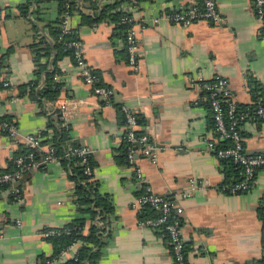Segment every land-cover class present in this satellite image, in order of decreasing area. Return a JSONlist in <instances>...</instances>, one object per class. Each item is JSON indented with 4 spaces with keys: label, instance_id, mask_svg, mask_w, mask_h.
<instances>
[{
    "label": "crops",
    "instance_id": "0c3cea01",
    "mask_svg": "<svg viewBox=\"0 0 264 264\" xmlns=\"http://www.w3.org/2000/svg\"><path fill=\"white\" fill-rule=\"evenodd\" d=\"M201 2L69 0L70 26L84 43L87 63L100 82L115 91L106 103L84 82L72 54L57 60L51 28L61 29L66 4L61 8L59 0H0V119L11 120L18 129L11 136L0 125V169L11 168L13 158L25 150L28 135L48 131V143L53 144L55 133L48 130L52 119L57 128L69 127L67 150H93L94 167L92 179L75 156L33 169L20 185L21 202L11 186L0 185V264H40L56 249L42 231L78 220L84 223V235L93 226L101 233L95 264H174L168 239L160 229L143 225L144 208L134 206L143 189L124 156L121 104L134 109L138 131L161 148L156 164L145 155L138 156V163L154 190L184 209L187 264H258L264 258V167L249 191L221 190L226 165L206 149L208 142L219 139L209 96L198 84L222 75L239 106L256 109L263 104L264 22L257 16L256 0H217L222 18L218 23L202 20L184 27L151 20L163 12L198 8ZM116 3L112 12L127 13L135 21L137 69L129 64L125 33L116 22L103 19L94 24L86 19L98 18L105 6ZM46 44L53 48L50 55L42 49ZM39 65L46 68L38 77ZM48 72H54L60 85L59 96L39 103L21 88L38 80L36 92L42 90ZM70 100L79 105L70 106L62 119L60 106ZM241 131L246 151L264 154V119L249 115ZM191 178L207 179L211 186L184 198ZM88 184L96 196L83 202L77 190ZM99 197L111 211L98 203ZM81 246L77 241L63 250L55 264L74 259Z\"/></svg>",
    "mask_w": 264,
    "mask_h": 264
},
{
    "label": "built area",
    "instance_id": "2783aa9c",
    "mask_svg": "<svg viewBox=\"0 0 264 264\" xmlns=\"http://www.w3.org/2000/svg\"><path fill=\"white\" fill-rule=\"evenodd\" d=\"M255 7L258 18L264 22V0H256ZM71 12V4L68 2L62 16L61 37L74 34L70 26ZM221 19L217 7V0H202L201 6L198 8L193 7L167 11L158 16L151 17L153 23L165 21L184 27L191 26L202 20L218 23ZM121 22L128 25L125 34V43L129 64L137 69L140 46L137 40L135 21L132 16L124 15ZM261 37L264 39V33ZM66 46L71 50L76 65L81 69L84 82L92 87L95 95L104 99L106 103H110L115 91L111 87L103 85L100 82L99 76L87 63L83 41L74 34L71 39L66 41ZM1 56L0 53V60ZM198 84L209 96V106L212 111L214 129L219 139V143L214 141L208 142L206 149L209 152L215 153L222 160L232 161L241 169L240 175L242 179L240 181H225L221 185V190L230 194L247 192L253 187L259 169L264 167V154L248 153L245 148L241 125L247 120L248 114L239 109L238 104L232 97L228 80L224 76L216 75L212 80L200 81ZM3 85L7 87L10 85V82L6 81ZM72 105L77 107L79 102L77 100H70L61 104L62 119L66 117V111ZM120 110L123 113L124 125L126 127L124 137L128 144L127 160L134 167L137 181L141 183L143 189L142 194L137 198L134 206L139 208L152 207L158 211L159 215L157 217H148L142 224L162 231V235L171 244L174 264H187L186 243L183 238L181 220L184 209L168 197L157 193L138 163V156L145 155L151 159L152 163L156 164L161 148L149 135L138 131V118L133 108L126 104H121ZM254 114L264 119V105L260 104ZM0 125L9 135L16 136L18 134L17 126L13 122L1 120ZM25 145L27 151L13 158L10 170L0 169V185L11 186L12 193L19 202L23 201V192L21 187L17 186V183L24 179V175L33 169L42 168L49 162L60 159L56 155V148L53 144L43 143L42 135H28L25 138ZM92 153L93 150L90 147L75 146L67 150L65 155L67 157H77L83 165L84 175L87 179H92L94 176ZM188 183V189L182 193L184 198L190 197L196 190L207 189L211 186L210 181L207 179L197 180L196 178H191ZM75 229L78 233L82 234L85 231V227L81 226ZM72 231V229L67 227L47 228L42 231L41 235L46 239H50L61 234H71ZM58 257H60V254L47 260L46 263L55 264V260Z\"/></svg>",
    "mask_w": 264,
    "mask_h": 264
},
{
    "label": "trees",
    "instance_id": "16d2710c",
    "mask_svg": "<svg viewBox=\"0 0 264 264\" xmlns=\"http://www.w3.org/2000/svg\"><path fill=\"white\" fill-rule=\"evenodd\" d=\"M59 1L61 3V8L65 6L64 4H67L69 2V0H59ZM117 5H118L117 3L112 4V5H107L103 9V11H101V14L98 18H95V19L86 18V19L89 23H94V24L98 23L100 20H103V19L113 20L114 22L118 24V26H120V28H122L123 32L126 34V29L128 28V25L125 23H122L121 19L124 15H129V14L123 13L120 11L112 12L117 7ZM51 29H52L51 35L55 39V49L58 54L57 60L62 55L71 54V50L68 49L66 46V41L71 39L74 36V34L64 35L61 37L62 31L60 28H51ZM42 49L46 51L47 55H50L53 48L50 44H46L44 45ZM39 52L40 51H37V55ZM36 61H39L37 56H36ZM44 68H46L45 65L44 66L39 65L38 69L36 70V74L38 77ZM53 76H54V72L47 73L45 87L38 92H36V89H35V87L37 86L38 80H36L33 83H29L28 85L23 86L21 89L23 92L29 93L31 97H35L37 100H39V103H41L43 100L55 101L57 97L59 96L60 85L59 83L55 82V80L53 79ZM238 107L242 112L247 113L248 117L249 115L254 114V112L256 111L255 108H250V107L248 108V107L239 106V105ZM0 120L12 122L11 120L6 119V118H1ZM68 128L69 127H66V126H61L60 128H57L54 123V119H52L49 122V126H48V130L52 129V131L55 133L51 141H53V145L56 148V155H58L62 161H66V162H69L72 158H74V157L70 158L65 155L67 152L66 140L68 139V133H69ZM42 136L44 137L43 139L44 144L50 141L48 138L49 136L48 131H45L42 134ZM127 147H128V144L125 141L124 156L126 158H127ZM26 151L27 149L25 148V150L21 152L20 154ZM223 161L226 165V170H225L226 177H227L226 181H231V180L240 181L242 179L240 175L241 169L236 164H234L232 161H229V160H223ZM92 165H93V160H92ZM10 169L11 168L4 169V170H10ZM77 194L80 200L83 202H89L92 199V197L96 196L94 187L91 184H88L86 186L80 185L77 190ZM98 203H100L107 212L111 211V208L109 207V204L107 203L105 198L101 199V197H99ZM143 214H144L143 217H146V218L157 217L159 215L158 211L152 207H145ZM78 226L84 227L83 221L81 220L74 221L69 226H67V228H70L73 230L71 234H61V235L51 237L49 240L54 241L56 244L55 253L53 256L49 258H42L40 261V264H47L46 263L47 260H50L56 257L57 255H59L63 250L67 249L75 241L82 242V246L79 248L76 257L62 264H95L97 259L99 258V252L96 251L95 248L100 244L102 240L101 233H99V228L97 226H93L90 233L88 235H84L76 231L75 228ZM263 239H264V232H263ZM263 263H264V258L258 264H263Z\"/></svg>",
    "mask_w": 264,
    "mask_h": 264
},
{
    "label": "water",
    "instance_id": "95a60500",
    "mask_svg": "<svg viewBox=\"0 0 264 264\" xmlns=\"http://www.w3.org/2000/svg\"><path fill=\"white\" fill-rule=\"evenodd\" d=\"M23 181H24V179H22L21 181H19V182L17 183V186H20V185L22 184Z\"/></svg>",
    "mask_w": 264,
    "mask_h": 264
}]
</instances>
